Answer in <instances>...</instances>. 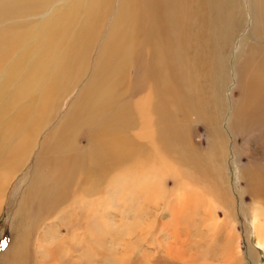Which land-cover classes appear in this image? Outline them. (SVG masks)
I'll use <instances>...</instances> for the list:
<instances>
[{"label":"bare ground","instance_id":"1","mask_svg":"<svg viewBox=\"0 0 264 264\" xmlns=\"http://www.w3.org/2000/svg\"><path fill=\"white\" fill-rule=\"evenodd\" d=\"M249 6L253 25L249 35L240 39L231 64L242 97L233 103L227 124L235 134L253 129L254 135L244 134L243 149L257 160L264 154V42H253L250 35L264 37V0H249ZM240 11L235 0H0V96L13 85L12 93L25 98L16 114L0 125V135L9 139L3 146L0 136V170H5L0 174V210L16 173L27 169L17 181L22 186L16 193L20 198L12 204L15 213L9 242L0 248V264H30L32 230L36 231L37 262L38 248H42L37 231L42 225L45 233L48 230L44 212L58 211L81 183L95 189V198L114 200L113 209L121 220L134 213L137 220L123 228L121 236L126 240L133 235L135 241L150 232L147 224L135 232L134 224L146 213L139 201L150 197L156 202L154 198L166 196L162 184L156 187V178L171 170L166 155L175 150L186 164L213 175V153L217 166L225 157L222 143H213L210 152L201 154L188 142L181 144L184 137L172 126L178 123L169 119V108L178 102H194L201 89L204 63L209 65L215 92L222 91L231 66L227 64L228 48ZM195 133L193 129L190 138ZM193 141L198 148L200 142ZM154 144L155 149H163V159L153 155ZM36 152L32 165L25 167ZM132 153L133 169L140 162L146 170L141 178L133 176L122 184L117 179L118 164ZM234 156L243 194L252 199L254 243L264 250V174L241 165L237 154ZM174 173L183 181L177 188L182 190L179 199L185 209L179 205L180 210L172 213L167 235L175 232V226L177 229L174 221L180 216L192 217L191 209L202 200L197 194L201 191H194L199 185L196 178L182 171ZM124 185L128 187L121 188ZM193 192L196 195L191 196ZM189 197L196 201L190 207ZM34 207L39 216L32 222L29 215ZM182 210H186L184 215ZM104 230L101 228V241L111 234V249L119 251L116 234ZM124 242L131 243L129 239ZM60 246L50 245L45 264H52L51 258L64 251ZM123 259L120 264L130 263Z\"/></svg>","mask_w":264,"mask_h":264},{"label":"rangeland","instance_id":"2","mask_svg":"<svg viewBox=\"0 0 264 264\" xmlns=\"http://www.w3.org/2000/svg\"><path fill=\"white\" fill-rule=\"evenodd\" d=\"M235 2L239 5L241 11L239 12L238 25L235 35H233L232 45L228 48V65L233 63L234 55L240 45V39L245 35H249V30L253 25V12L249 6V0H235ZM250 40L253 42H264V37L250 35ZM232 72L233 66L231 65L226 70L227 80L224 83L222 91L216 93L213 88V79L209 77V65L204 63L200 68L201 89L198 90V95L194 102L188 104L178 102L176 103L177 106L171 105L169 108V119L178 123V125L172 126L174 128L177 127L184 137L181 144L188 142L191 148L197 149L196 152L201 154L210 152L213 148V143H222L225 154V157L223 156L221 161L223 166H217V160H214L215 153H213V163H211L213 167L210 164V169L213 168V175L211 176V172H205L203 169L196 170L191 163L186 164L181 159V155L177 154L175 150L170 155L172 157L166 155L171 170L165 168L168 171L156 173H162L159 179L156 178V187L162 184L161 189H165L166 196L162 200H159V196L154 198L157 199L156 202L151 201L150 197L149 200L148 197H145L144 200L139 201V204L145 208L146 213L142 220L134 224L135 232L137 233L139 231L138 228L146 224L150 232H147V236L146 231L141 236L138 234L140 239L135 241L132 239L133 235L126 240L121 236L123 228L137 220L134 217V213L127 216V218L124 215L121 220L120 213L113 209L114 200L106 196L104 198L100 197L101 199L95 198L97 197L95 189L88 188V184L83 187L81 183L75 187L68 199L61 204L57 209L58 211L54 208L44 212L42 216L43 218L46 217L43 219L44 225L49 231H46L44 227L45 233L43 225L37 231V235L40 236L39 239L42 240V248L41 250L38 248L37 251V262H35L36 256L34 252L37 249V242L34 237L36 231L32 230L30 232L28 239L30 247H28L29 263L45 264L46 254L50 250V245L58 247L61 245L60 248L64 251L60 255L57 254V257L51 258L52 264H120L122 258H124L123 261L125 262L129 260L131 264H264V250L254 243L253 222L250 211L252 199L246 193L243 194L244 183L239 178L234 153L237 154L238 162L241 165L245 167L253 166L255 170L263 174L264 154L262 158L256 160L251 158L243 149V136L244 134L245 136L248 134L254 135L252 134L253 129L247 128L242 135L235 134L231 130L232 128L228 127L227 123L230 120L232 105L242 97L240 89L235 84L234 73ZM130 75L131 73L128 77ZM12 92L13 85H9L4 93L1 91V126H4L8 119L16 114L19 107L25 101V98L15 96ZM124 93L127 94L126 96L130 100L129 90L126 89V86ZM139 122L144 126L142 118H140ZM193 129L196 133L195 136L192 134V138H190ZM127 130L130 131V129ZM133 130L134 127L132 126L131 132ZM146 134L151 135L147 132ZM232 135H234V141ZM0 136H2L3 146H5L9 139L5 135ZM193 140L197 143L200 142L198 148ZM83 143H86V139L83 140ZM155 147L156 144L151 149L153 155H160L159 159H163V149H155ZM166 152L167 150H165ZM36 154L37 152L32 153L25 167H28L29 164L32 165V159H34ZM206 158L208 159L209 155ZM134 161L135 158L132 153L130 159L127 158L118 164L117 179L122 184H128L133 176L141 178V173H144L146 170L140 162L137 168L133 169ZM173 161H177L174 164V168L171 167ZM26 170L24 168L17 172L11 185L5 191V201L2 203L0 210V248L5 247L9 242L10 223L15 213L12 204L14 205L17 197L18 199L20 198L16 193L22 188L17 181L24 175ZM173 170L174 172H185L189 177L196 178L199 181V185L196 186L194 191H197V189L201 191L197 194L202 200L195 205L194 210L191 209L193 213L192 217L190 215H188V218L180 216L177 221H174L178 226L177 229L175 226V232L167 235L169 228H171L172 215H175L177 210H180V206L185 209L183 201L181 203L179 199V197H183L181 194L182 190L177 188V184L183 181L176 175L178 172L175 174ZM4 171L0 170V174H3ZM22 184L26 185V182ZM125 187H128V185H124L121 188ZM156 187L153 186L154 194ZM193 195H196V193L193 192L191 196ZM14 199L16 200L14 201ZM104 199H108L111 202H105L103 201ZM195 202L193 197L192 199L190 198L188 200V207ZM146 204L148 206H145ZM97 209L98 211H96ZM39 211H41L40 208ZM91 211L95 214L93 218L91 217ZM134 211L137 212L135 209ZM30 212L32 213H30L29 219L32 222L36 221L39 216L37 207L31 208ZM86 212L87 218H83ZM97 212L101 214L99 213L97 216ZM184 212L186 210L181 212V215H184ZM99 219L103 222L98 221ZM82 221H88V224H84ZM122 221L126 222L123 226L121 225ZM103 223L104 227L101 226ZM101 228L102 230L105 229L104 231L107 230L106 233L112 232V234H116L115 238L119 241L116 247L119 251L111 249L109 244V242H113V238L110 237L111 234L110 236L107 235L106 238L104 236V239L101 241L103 237ZM132 229L134 230V227ZM53 232L54 235L52 234ZM85 237L86 239H84ZM128 239L131 243H123V241H127ZM100 241L104 242V245L101 246L102 248H100ZM69 243L72 245H70L71 248H69ZM131 244H134V246L130 248ZM80 245H85V248ZM122 248L126 250L121 251Z\"/></svg>","mask_w":264,"mask_h":264}]
</instances>
